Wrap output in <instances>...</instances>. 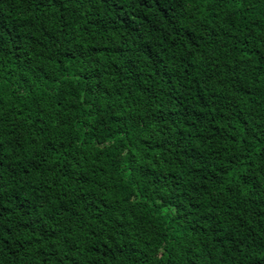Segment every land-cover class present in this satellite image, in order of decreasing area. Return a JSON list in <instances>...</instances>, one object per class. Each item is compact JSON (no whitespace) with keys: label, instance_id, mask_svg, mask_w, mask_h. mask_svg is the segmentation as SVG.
Wrapping results in <instances>:
<instances>
[{"label":"trees","instance_id":"1","mask_svg":"<svg viewBox=\"0 0 264 264\" xmlns=\"http://www.w3.org/2000/svg\"><path fill=\"white\" fill-rule=\"evenodd\" d=\"M0 264H264V0H0Z\"/></svg>","mask_w":264,"mask_h":264}]
</instances>
